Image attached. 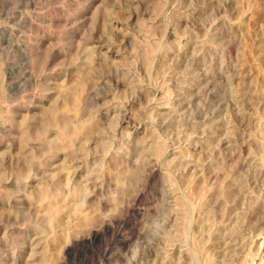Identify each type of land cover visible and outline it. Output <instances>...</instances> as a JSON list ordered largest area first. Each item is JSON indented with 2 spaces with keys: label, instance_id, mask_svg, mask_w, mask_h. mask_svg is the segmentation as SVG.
Segmentation results:
<instances>
[{
  "label": "rangeland",
  "instance_id": "obj_1",
  "mask_svg": "<svg viewBox=\"0 0 264 264\" xmlns=\"http://www.w3.org/2000/svg\"><path fill=\"white\" fill-rule=\"evenodd\" d=\"M33 227L44 264H264V0H0V264Z\"/></svg>",
  "mask_w": 264,
  "mask_h": 264
},
{
  "label": "bare ground",
  "instance_id": "obj_2",
  "mask_svg": "<svg viewBox=\"0 0 264 264\" xmlns=\"http://www.w3.org/2000/svg\"><path fill=\"white\" fill-rule=\"evenodd\" d=\"M137 1V0H136ZM105 47H107V45H106V42L105 41H103V40H100V39H97V40H95V42H93V43H90V45H88V46H86V47H84L83 48V52H84V57H86V58H89L90 57V54L92 53V52H98V53H100V54H102V53H104L105 51H107V50H105L104 52L102 51V49L103 48H105ZM108 49V48H107ZM115 54V53H114ZM49 89V88H48ZM49 91H50V89H49ZM51 92V91H50ZM47 93V92H46ZM37 104V103H36ZM82 118V117H81ZM82 120H83V118H82ZM63 124H64V128H67V130L68 131H70V132H73L74 130H71V128H69L70 126V124H71V119H70V117L67 115V116H64V118H63ZM79 122V121H78ZM36 126H38L37 124H34V127H36ZM26 128L28 129V127H26L25 126V128H24V131H26ZM53 140V137H51V136H49V137H44L43 138V142L44 143H49L50 141H52ZM17 159H18V157L16 158V160L15 161H17ZM20 159V158H19ZM22 159H24V160H22L23 161V163H21V164H24V166L26 165L27 167L29 166V164L27 163V161H26V156H24ZM29 160V159H28ZM10 161H11V159H10ZM14 161V162H15ZM20 161V160H19ZM19 161H18V163H19ZM18 163H16L17 165H18ZM20 165V164H19ZM25 166V168H27ZM55 166H56V164L54 163V164H51L49 167L50 168H55ZM20 167V166H19ZM29 169V168H28ZM27 169V171L25 172V174H24V176H23V178H25L26 176H29V174L30 173H28V170ZM36 174L38 175V177L40 178V180L38 181V182H35V181H32L29 185H28V187L30 188V190L28 191L27 190V192L29 193V194H35V195H38L39 197H38V199L40 198V197H42L44 200H46L45 202V205H46V208H47V210L48 211H52L53 210V204H54V202L55 201H57L56 200V193H55V191H54V189H49L48 187H46L47 185H46V183H47V181H49L48 179V175L45 173V172H43L42 170L40 171H36ZM50 183V185L51 184H54V187H57V184H58V182H56V181H53V182H51V180L49 181ZM26 183V182H25ZM12 184V183H11ZM13 190L11 191V193H12V195L14 196V199H16V203H18V205L17 204H15V205H17V207L16 208H18V210H21V209H23V204L27 201L26 200V193L27 192H24V189H25V186H24V188L23 189H18V186L16 185V183L14 184V188H12ZM81 192V188H79V189H77V190H75L74 192H73V194H77L78 192ZM41 198V199H42ZM32 198H30V200H31ZM29 201V200H28ZM28 203V202H27ZM26 203V204H27ZM10 204V203H9ZM25 204V205H26ZM56 205V204H55ZM54 205V206H55ZM31 206L29 205V208H30ZM37 207V206H36ZM9 208V207H8ZM12 208H13V205H12ZM33 209H35V208H33ZM26 210H27V208H26ZM29 211V210H28ZM31 212V211H30ZM25 213V212H24ZM23 213V214H24ZM26 213H27V211H26ZM25 213V214H26ZM6 215H8V214H6ZM10 216H11V214H10ZM20 216V215H19ZM23 216V215H22ZM22 216H20L21 217V219L23 218ZM55 216V215H54ZM53 215H51V217H54ZM86 219H93V217H95V214H87L86 216H84ZM2 218V217H1ZM13 219L15 220L16 218H14L13 217ZM17 219H18V217H17ZM16 219V220H17ZM24 219V218H23ZM205 219V218H204ZM5 220H7V219H5ZM24 221V220H23ZM17 222V221H16ZM14 224V223H13ZM19 226V225H18ZM28 226H30V225H28ZM217 227V226H216ZM34 231L32 232V235H31V238L28 240V242L25 244H23L22 245V247L23 248H25L26 249V252H25V254H26V257H24L25 259H24V261L22 262V264H44V262H45V258H46V256H47V254H46V248H45V242H46V240H47V237H48V235L47 234H44L43 232L41 233L40 231L38 232L37 230H35V228L33 227L32 228ZM215 229V228H214ZM12 230V229H11ZM23 230V229H22ZM188 232V231H187ZM213 232V231H212ZM21 233H23V232H21ZM214 235V234H213ZM26 236H27V234H26ZM76 234L71 238V240L73 239H75L76 238ZM93 236H95V234H93ZM263 237V236H262ZM264 238V237H263ZM212 239V238H211ZM72 240V241H73ZM227 241V240H226ZM214 242V241H213ZM223 243V242H222ZM207 244V243H206ZM230 244V243H229ZM224 245V244H223ZM213 247V246H212ZM219 247V246H218ZM217 247V248H218ZM223 247V246H222ZM17 248V247H16ZM234 248V247H233ZM224 251V250H223ZM211 253V252H210ZM231 253V252H230ZM23 254V253H22ZM221 254V253H220ZM1 255H2V253H1ZM217 255V254H216ZM200 256V255H199ZM201 257V256H200ZM203 257V256H202ZM227 257H228V255H227ZM232 258V257H231ZM230 259V258H229ZM251 259V258H250ZM250 259H248V260H250ZM11 260V259H10ZM221 260V259H220ZM233 260V259H232ZM231 261V260H230ZM8 262V261H7ZM219 262H221V261H219ZM229 262V261H228ZM247 262V261H246ZM250 262V261H249ZM254 262V261H253ZM253 262H252V264H253ZM202 263V262H201ZM57 264H60V261H59V263H57ZM233 264H234V262H233Z\"/></svg>",
  "mask_w": 264,
  "mask_h": 264
}]
</instances>
